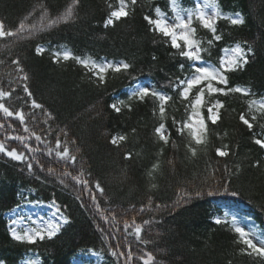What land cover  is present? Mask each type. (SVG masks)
<instances>
[{
  "label": "trees",
  "instance_id": "obj_1",
  "mask_svg": "<svg viewBox=\"0 0 264 264\" xmlns=\"http://www.w3.org/2000/svg\"><path fill=\"white\" fill-rule=\"evenodd\" d=\"M127 3L132 9L130 16L114 27H105L104 21L119 6V0H78L74 18L67 23L31 37L0 38V87L8 90L9 82L16 80L18 73L12 61L18 58L29 77L33 97L44 108L31 109L22 87L16 88L6 106L31 113L26 121L30 128L46 136L52 146L57 136L67 139L77 156L72 166L40 152L36 159L44 170L33 161V171L29 172L24 163L0 154V264H22L26 259H38L41 264H72L88 250L99 252L103 264H124L126 257H112L109 244L114 249L118 246V251L131 248L133 259L128 264H142L139 257L145 252L155 256L154 264H264V258L241 252L243 245L237 243L231 223H214L217 216H227L231 221L233 216L224 205L238 203L264 229V149L254 143L255 139H264V114L248 110L250 99L264 98V0H218L225 16L238 13L244 23L232 25L221 19L217 29L222 39L205 58L218 62L222 50L238 42L246 50L250 47L249 63L230 74L229 86L246 87L252 95L219 97L224 103L221 119L216 125L209 124L207 146L198 148L195 157L188 151V137L178 135L172 125L173 116L177 120L185 118L183 104L168 86L169 79L183 75L179 69L183 61L164 38L149 31L144 19L145 15H154L156 6L170 14L169 0ZM71 4L72 0H0V20L6 30H15L22 21L39 25L41 17L47 23L62 16ZM184 4L190 6L191 0H184ZM196 26L199 37L212 38L207 30ZM37 44L47 48L43 55L35 53ZM64 49L82 58L128 62L133 66L130 76L173 95L164 121L171 131L169 143L163 144L154 132L161 122L157 106L151 101H128V89L135 81L110 72L107 83L98 87L94 79L90 80L91 73L74 60L53 62L52 53ZM117 99L131 103V110L122 107L120 113L115 112L110 104ZM46 112L54 117L47 124ZM242 113L253 123L251 131L240 121ZM252 115H256L255 121ZM4 120L0 115V121ZM7 121L12 125L8 128L6 124L7 134L27 135L18 121ZM64 132L69 135L65 137ZM5 135L0 130V140L9 150L15 147L31 155L19 141L5 140ZM117 135L127 137L119 147L110 143ZM29 143L36 146L34 139ZM224 145L230 155L217 156L215 149ZM129 153L131 158H126ZM257 160L259 167L254 166ZM81 168L91 186L98 181L104 189L100 194L93 187L103 215L82 185L71 177H63L64 183H60L65 169L78 175ZM225 181L228 192L224 191ZM152 184L157 187L152 189ZM198 191L200 196L195 195ZM232 191L239 195H231ZM185 192L192 193V197L182 199ZM29 193L39 201H55L70 221L55 238L36 245L14 240L8 227L7 214ZM104 216L109 217L108 221ZM133 220L140 224L150 221L144 225L140 240L124 232V223ZM237 222L243 226L245 221Z\"/></svg>",
  "mask_w": 264,
  "mask_h": 264
},
{
  "label": "snow or ice",
  "instance_id": "obj_2",
  "mask_svg": "<svg viewBox=\"0 0 264 264\" xmlns=\"http://www.w3.org/2000/svg\"><path fill=\"white\" fill-rule=\"evenodd\" d=\"M137 0H131V5H135ZM78 3V0H72V4L65 10L62 16H58L54 19L48 20L44 23V17H41V23L39 25L35 23L20 22L15 30H6L4 21L0 20V38L12 37L20 39L23 37H31L33 33H40L47 29L53 28L59 23H67L74 18V7ZM112 6L109 4V8ZM168 7L170 14L161 9L160 6H156L154 9V15H145L144 19L150 26L149 31L164 38L165 42L170 44L171 48L175 50V54L182 59V63L179 65L182 76H177L175 79H169L168 86L171 92L179 98V101L184 106L185 118L177 120L174 116L172 117V125L175 131L180 136H187L189 143L187 145L188 151L193 157L197 155V149L207 146L208 143V126L209 124L216 125L221 119V110L224 108L223 101L219 98L221 96L226 97L230 94L240 93L241 95L248 97L252 95L250 89L246 87H230L229 77L230 74L243 70L244 67L249 63V55L251 54V48L245 49L241 43H236L234 46L226 47L223 51V56L219 57L218 62H212L210 59H206V56H211V50L214 47L215 42L222 39V36L218 34L217 25L221 19H227L232 25L243 24L244 21L240 14H235L232 17L225 16L220 9L218 0H191V5L186 6L184 0H169ZM208 9L212 11L209 12ZM131 7L127 3V0H119V6L111 10L107 15L104 26L114 27L115 24L122 19H126L131 14ZM207 30L211 34V39L204 40L197 35V26ZM47 48L44 45L37 44L35 47V53L37 55H43ZM53 62L59 63L61 60L68 61L74 60L86 73H91L90 80L96 82L97 86H102L107 83L108 74H124L129 76L131 80L135 81L130 86L128 93V101L136 100L139 103L146 101L153 102L158 108V114L160 118L159 126L154 129L155 135L159 141L167 145L170 141L171 131L167 127L166 113L167 106L173 101V95L169 94L168 91L158 90L151 84H144L138 80L137 77L130 76L132 65L125 61H109L107 59L97 60L90 56L80 57L74 55L67 49L57 50L52 53ZM2 63V61H0ZM12 63L16 66L18 73L16 80L9 82V89L5 90L0 87V115L5 120L0 121V130L6 132L5 140L19 141L27 153L24 151H17L15 147L9 150L4 140H0V154L6 155L8 158L24 163L29 172L33 171V161L43 171V165L36 159V156L40 152H45L48 157L53 155L65 162L66 165L75 166L77 163V156L72 153L69 147V141L67 139L62 140L59 136L55 138L54 146L51 141L47 140L46 136L38 134L37 131L30 128L26 121L31 113H26L23 108L15 110L10 106H6V101L13 97V93L17 87H22L23 92L26 93L29 98V107L31 109H43L44 105L38 103L33 97V93L29 89L28 80L29 77L20 60L14 59ZM16 99H20L19 96ZM110 107L117 113L122 111V107H127L130 111L132 108L131 103H126L122 99H117L110 104ZM249 112L262 113L264 114V98L250 99L248 101ZM154 115H156V108H154ZM45 116L48 120H54L51 112H46ZM7 118L18 121L23 126V132L27 135L19 134H7L6 124L8 128H12L11 123H8ZM240 121L251 131L253 129V123L242 113L239 117ZM251 120H256V115L251 116ZM35 119L33 117V123ZM50 127V125H49ZM13 133L15 129L13 128ZM135 131V130H133ZM63 135L67 137L69 134L64 132ZM34 139L36 146H32L29 143L30 140ZM125 135L113 136L110 143L116 147L120 146V143L126 141ZM75 143V141H71ZM254 143L261 149H264V139H255ZM40 145L44 147L41 148ZM217 156L228 157L230 150L227 145L223 147H217L215 149ZM126 158H131V154H127ZM256 167L260 166V161L255 162ZM227 170V169H226ZM49 173L53 172V169H48ZM90 176V173L87 174ZM63 177H71L77 184L83 186V190L89 193L91 201L94 203L98 212L102 213L99 202L97 201L96 192L93 191V187L100 194L104 193L103 187L96 181L94 186L90 185V181L86 178V174L81 168L78 175H73L72 172L65 171L62 173L60 183H64ZM39 179V177H37ZM228 181H225L224 191L228 192L227 187ZM156 184H152L151 188L155 189ZM214 193L209 192L208 195ZM196 196H200L201 193L198 191L195 193ZM231 195L237 196L238 192L232 191ZM192 193L185 192L182 199H190ZM79 199V197H78ZM31 203V201H29ZM41 202L36 201L39 205ZM83 203V202H82ZM151 203L149 204V207ZM19 207V205H18ZM51 207L55 209L54 216H58L59 220L51 219L46 225L29 227L25 226L18 230V226L23 224L24 218L19 219L13 218L10 221V233L14 240L28 245H36L38 242H42L45 239L51 240L55 238L61 231L62 225L69 223L68 217L64 216L60 206L55 201L52 202ZM159 207V205H157ZM13 211H15L13 209ZM141 212L144 211L142 207ZM111 218L114 220L115 215L112 214ZM105 221H108L109 217L104 216ZM149 220L143 221V224L136 223L135 220L131 224L128 222L124 223V232L126 234H134L137 240L141 239V235L144 231V225L149 224ZM214 223L219 225L221 223H231L234 232L237 234V243L243 245L241 252L248 256H256L264 258V233L259 235L253 228H247L245 226H239L235 216L229 221L227 216L216 217ZM132 229V233L128 230ZM119 230V229H117ZM103 231V230H102ZM141 243H147V241L141 240ZM92 255H100L99 252L88 250ZM108 251L112 257L120 258L126 257L124 264H128L133 259L131 248L127 252L118 251L109 244ZM142 264H154L155 256L151 252H145L144 255L139 257ZM28 264H41L37 260L30 259Z\"/></svg>",
  "mask_w": 264,
  "mask_h": 264
},
{
  "label": "rangeland",
  "instance_id": "obj_3",
  "mask_svg": "<svg viewBox=\"0 0 264 264\" xmlns=\"http://www.w3.org/2000/svg\"><path fill=\"white\" fill-rule=\"evenodd\" d=\"M211 12V9H208ZM144 84H149L147 82H142ZM33 193L25 195L21 205L15 209V211L10 212L7 215L10 229V221L13 218L19 219L20 217L24 218L23 224L18 226V230L22 229L25 226L36 227L43 226L48 223L51 219L59 220L58 216H54L55 209L51 207L52 202L45 203L40 201L39 205L36 204V199L31 198ZM31 201V203H29ZM58 205V204H57ZM59 206V205H58ZM229 211V214H232L239 220H244V225L247 228H253L257 233V238L261 233H264V229L260 228L258 224L255 223L252 214L247 213V208L244 205L233 203L230 206H225ZM62 211V210H61ZM63 213V212H62ZM64 215V214H63ZM221 217V216H218ZM66 224L62 225V228ZM61 228V230H62ZM29 259L25 260L23 264H28ZM72 264H103V257L101 255H92L90 251L81 253L77 258L73 260Z\"/></svg>",
  "mask_w": 264,
  "mask_h": 264
}]
</instances>
